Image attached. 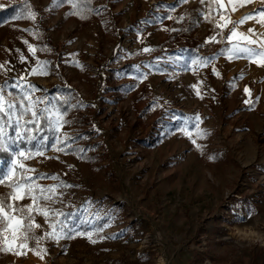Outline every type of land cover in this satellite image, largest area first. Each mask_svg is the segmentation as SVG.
<instances>
[{
	"label": "rangeland",
	"instance_id": "obj_1",
	"mask_svg": "<svg viewBox=\"0 0 264 264\" xmlns=\"http://www.w3.org/2000/svg\"><path fill=\"white\" fill-rule=\"evenodd\" d=\"M6 1L11 0L0 3ZM29 2L35 20L0 24V65L5 66L0 68V88L5 100L16 104L11 89H17L33 101H43L35 110L47 108L45 116L55 120L54 113L61 112L51 87L68 84L77 94L72 103L88 116L86 128L94 131L84 160L69 150L75 134L65 123L59 131L54 123L50 126L55 131L51 140L43 136L46 139L26 146L18 140L10 148L0 174L11 167L14 151L42 152L21 160L35 169L27 175L43 187L61 182L71 187L58 188L55 202L42 201L41 206L64 214L50 216L52 223L64 220L82 235L74 232L73 238L58 242L42 239L39 246L31 239L26 255L2 253L0 264H169L182 252L192 264H229L242 249L261 245L259 251H264V100L254 88L258 80L250 74L254 63L228 58L233 44L245 43L227 40L232 23L219 28L227 46L223 54L212 52L193 63L184 62L179 50L173 56L145 49L166 35L174 12L190 6L196 17L193 38L201 47L209 40L205 16L211 1L95 0L98 17L83 27L66 15V6L53 7V0ZM224 3L219 14L212 4L216 24L226 22L221 15L234 22L264 7L261 0H253L233 11L227 0ZM40 29L45 35L42 49L36 40ZM236 30L264 39V26L256 19ZM243 59L241 69H228ZM34 68L43 74H32ZM246 100L252 101L251 107ZM252 111L260 121L252 118ZM197 124L206 136L197 137ZM249 126L251 131L245 133ZM5 132L15 138L11 127ZM237 133L242 136L233 140ZM66 137L67 146L59 145L64 151H55L56 139ZM246 141L256 153L246 148L242 157L239 145ZM18 202L26 206L31 200ZM237 217L245 222L235 223ZM35 223L41 225L36 235L51 231L42 215L35 216ZM89 233L96 243L90 242ZM40 248L47 250L42 259L29 250Z\"/></svg>",
	"mask_w": 264,
	"mask_h": 264
},
{
	"label": "snow or ice",
	"instance_id": "obj_2",
	"mask_svg": "<svg viewBox=\"0 0 264 264\" xmlns=\"http://www.w3.org/2000/svg\"><path fill=\"white\" fill-rule=\"evenodd\" d=\"M181 3H186L187 0H179ZM207 0H200L201 4L206 3ZM253 0H227L228 5L232 6V10L235 11L238 7H243L246 4L252 3ZM69 4L73 9L71 12L66 13V15H77L80 18H85V13L88 14L99 11L98 9H93L91 7V0H53V7H59L62 4ZM264 3V0H261ZM215 4L217 6V14L221 8L226 7L224 0H211L209 5V12L212 11L211 5ZM10 10L15 14L11 17L12 20H35L36 13L32 10L31 5L24 0L22 5H9ZM4 5H0V9H4ZM258 17V19H257ZM221 20H225L224 24L217 22L216 27L226 28L228 23H232L233 27L230 34L227 37L228 41H245L243 45L239 42L232 45L227 51L230 53L229 59L244 58L250 62L257 64L259 67L264 68V39H252L249 35L243 32H237L236 26L243 25L248 20L256 19V22L264 26V7L258 9L253 13H249L243 16L239 21H229L225 16L221 15ZM179 19H183L180 17ZM206 20H210V16H205ZM2 23V21H0ZM248 33L254 35V29H248ZM207 42H215V37L209 38ZM27 43V41H25ZM252 45H255L253 47ZM29 51L35 54V49L28 45ZM149 51V49H145ZM24 56L21 55V62L24 61ZM39 64V62H38ZM5 67L0 65V68ZM214 74L219 75L215 69H213ZM32 74H43L42 70L33 69ZM242 78V77H241ZM244 92L249 97L251 96V91L249 88L245 87ZM199 95V93H197ZM203 98L202 96L200 97ZM28 101L25 105L23 101ZM43 101H33L30 96L25 95L21 98V103L19 105V110H17V105L11 101H6L3 96V88H0V152L8 153L10 148L16 144V141H22L25 136L29 141L36 140L35 134L27 135L28 133H38L43 130L44 125L41 120L48 122L49 126L53 123L56 125V131H59V127L62 123H67L63 121V116L58 111L54 113L55 120L50 119L48 116H44L43 113L48 112L49 109L45 108L41 113L35 110L36 103H42ZM246 105L251 107L252 101L246 100ZM31 113V118L25 120V114ZM195 120L200 121V117L196 116ZM31 125V127H29ZM11 127L15 131V138L6 135L5 129ZM198 131L196 133L197 137H204L207 133L199 129V125H196ZM186 135L191 139L192 134L184 129ZM41 140L46 139V137H41ZM69 138L64 140L56 139V143L53 144V148L57 152L64 151V148L59 145L63 144L67 146ZM192 143L196 144V140L192 139ZM196 147L200 149V145L196 144ZM83 152V149H80ZM33 155H43L42 152L37 151L32 152H13V158L11 160V167L6 173L0 174V185H3L10 189L7 197H0V252L12 253L18 257L26 255L25 249L28 248V241L35 239L37 245L42 239H51L59 241L61 239H71L73 238V233L75 235H82V233L70 228L64 220H58L56 223H52L49 220L50 216H63V213H59L56 210L48 207L41 206V202H47L48 204L54 203V197L56 195L57 189L60 187H71V185H66L61 182L58 185H51L48 187H43L35 182L33 176L27 175V173L35 172V169L26 167L21 160L31 159ZM212 159V157H209ZM43 177V174H41ZM53 180H58L57 176L50 177ZM30 199L31 203L26 206H21L17 202L24 199ZM42 215L45 218V222L48 223L51 231L44 233L43 236H38L35 234L34 230L41 227L40 224L35 223V216ZM249 217L251 213L248 214ZM235 223H244V217H237L234 221ZM90 242L96 243L95 240L91 239V234H88ZM33 254L37 255L41 259L43 258L42 253L47 252L46 249L40 248L38 251L36 249H29Z\"/></svg>",
	"mask_w": 264,
	"mask_h": 264
},
{
	"label": "trees",
	"instance_id": "obj_3",
	"mask_svg": "<svg viewBox=\"0 0 264 264\" xmlns=\"http://www.w3.org/2000/svg\"><path fill=\"white\" fill-rule=\"evenodd\" d=\"M209 2L211 0H208ZM24 3V0H11L6 1L5 3H0V5H4V9H0V21L2 23H7L12 21L11 17L15 14L10 8L9 5H22ZM27 3L31 5L29 0H27ZM62 6L68 7L69 12H71L73 9L71 8V5L65 3L62 4ZM91 7L93 9H97L95 5V0H91ZM209 12V8L207 10L206 16H210V20H206V37L209 39L211 37H215V42H207L204 41L203 45L201 47L198 46L197 41L193 38V32L196 28V17L194 13V9L192 6L186 7L182 13L180 12H174L171 15L170 23L168 26V30L166 35L151 47L149 52L151 53H160L163 52L165 55H176V51H181V59H183L184 62L192 61L193 63H199L202 62L207 56L212 54V52H220L223 54V52L227 49L226 44L223 41L221 30L216 27L215 19L216 14L213 11ZM32 10H34L33 6L31 5ZM220 12V10H219ZM72 18L78 23L80 27L85 26L87 23H89L91 20L98 17V11L88 14L85 13V18H80L77 15H71ZM180 17H183V19H179ZM27 19H21L20 21H26ZM1 24V23H0ZM44 31L38 30L36 32V40L38 44V48L42 49V44L44 40ZM42 47V48H41ZM11 92L16 96L17 98V110H19V105L21 103V98L24 97V94L18 91L17 89H11ZM51 94L54 97L55 103L57 107L59 108L62 116L63 121H66L65 123L67 126L72 127L74 129V137L71 142V145H69V150H74L82 160H84V157H87V153L85 151V148L87 147L89 141L91 140V134L93 133V129L86 128L87 124H90V119L87 115L83 114L81 112V108L78 107L77 104L72 103V100L76 97V93L73 90L71 86L68 84L62 83V84H54L51 87ZM23 103L26 105L28 102L25 100ZM42 112V111H41ZM40 112V113H41ZM45 116V113H43ZM31 114L27 113L25 114L24 119H30ZM41 123L44 125L43 130L38 133H28L27 135H33L35 134L37 139L41 138L43 136H46L48 140H51L55 134V131L49 126L48 122L45 120H41ZM31 127V125H29ZM26 142H30L31 145H33V141H29L27 137L23 139V141H20V144L22 146H26ZM80 148H83V152L80 151ZM10 157V153H2L0 152V159L3 160L2 164L0 165V172L3 170V167L7 164V158ZM3 186V185H2ZM4 188L0 190V197H7L10 189L3 186ZM7 188V189H6ZM19 204V202H17ZM3 252H0L2 254Z\"/></svg>",
	"mask_w": 264,
	"mask_h": 264
},
{
	"label": "crops",
	"instance_id": "obj_4",
	"mask_svg": "<svg viewBox=\"0 0 264 264\" xmlns=\"http://www.w3.org/2000/svg\"><path fill=\"white\" fill-rule=\"evenodd\" d=\"M244 59L243 60H237L236 62L232 63L228 69L230 71H236L238 69H241L244 66ZM251 76H254L258 80V82L255 84V91L260 95L262 100H264V68L259 67L257 64H252L251 66V71H250ZM231 84H235L234 81L228 80ZM238 89H241V86L238 84L236 85ZM261 101V100H260ZM253 112V111H252ZM256 112V111H255ZM255 112L252 113V118L254 120L260 121L261 117L258 116ZM251 131V126L247 128V132ZM240 134V133H239ZM238 133L232 136V139L235 140L238 138V136H242V134L239 135ZM239 145V143H238ZM246 147H245V146ZM240 150L238 153L239 155L243 157L247 156V149L246 148H253L252 153H256L254 150L255 148L252 146L249 141L244 142L243 144L240 143ZM246 151L244 152V150ZM250 158V157H248ZM260 246H254L251 249L245 248L242 249L240 254L234 255L233 259L230 261L229 264H264V251H259ZM244 250V251H243ZM188 253L182 252L179 254L177 257L172 258L169 264H192L187 257Z\"/></svg>",
	"mask_w": 264,
	"mask_h": 264
}]
</instances>
